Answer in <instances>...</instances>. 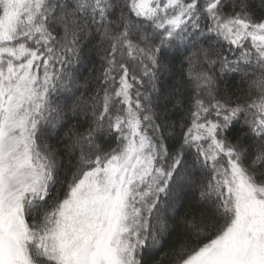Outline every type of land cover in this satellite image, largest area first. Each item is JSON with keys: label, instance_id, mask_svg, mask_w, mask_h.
Masks as SVG:
<instances>
[{"label": "snow or ice", "instance_id": "1", "mask_svg": "<svg viewBox=\"0 0 264 264\" xmlns=\"http://www.w3.org/2000/svg\"><path fill=\"white\" fill-rule=\"evenodd\" d=\"M0 264H264V0H0Z\"/></svg>", "mask_w": 264, "mask_h": 264}, {"label": "trees", "instance_id": "2", "mask_svg": "<svg viewBox=\"0 0 264 264\" xmlns=\"http://www.w3.org/2000/svg\"><path fill=\"white\" fill-rule=\"evenodd\" d=\"M255 3L257 5H259V0H255ZM89 47H91V45ZM89 54L92 56L93 59H95V52H91ZM176 64H179V58L176 60ZM88 67H91V61L88 62ZM82 71H83V75L86 76L88 74L86 69H82ZM172 82L173 81H171V80L167 81V83H172ZM69 115H71V114L69 113ZM173 118L175 119L177 117L174 116ZM66 163H67V159H65V164ZM60 175H61V178H63V176H64L63 169L61 170V174ZM56 187L59 188L60 185L58 184ZM182 202H183V205L184 206L179 209L180 215H183L185 209L192 202V195H191V193H184V194H182ZM175 235H176V233L174 232L171 236L167 237L166 243H165L164 247L161 248L158 252L155 253V258L158 259L160 257V255L167 249L168 245L171 244V242L174 240Z\"/></svg>", "mask_w": 264, "mask_h": 264}]
</instances>
